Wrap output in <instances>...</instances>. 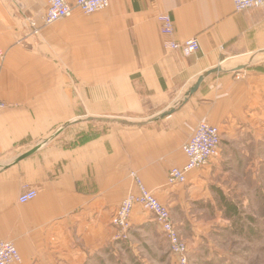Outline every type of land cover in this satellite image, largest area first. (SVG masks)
I'll list each match as a JSON object with an SVG mask.
<instances>
[{
	"label": "crops",
	"instance_id": "1",
	"mask_svg": "<svg viewBox=\"0 0 264 264\" xmlns=\"http://www.w3.org/2000/svg\"><path fill=\"white\" fill-rule=\"evenodd\" d=\"M48 1L0 0V241L17 245L22 264H175L159 224L143 242L129 231L120 240L112 224L136 172L169 207L189 264H250L226 206L245 200L244 178H264V8L110 0L44 26ZM163 13L198 52L164 46ZM201 121L221 129L220 152L169 185ZM27 188L37 196L22 204Z\"/></svg>",
	"mask_w": 264,
	"mask_h": 264
},
{
	"label": "built area",
	"instance_id": "2",
	"mask_svg": "<svg viewBox=\"0 0 264 264\" xmlns=\"http://www.w3.org/2000/svg\"><path fill=\"white\" fill-rule=\"evenodd\" d=\"M237 11L253 8H264V0H233ZM110 6V0H49L46 13L43 16L44 26H48L59 19L72 16L74 9L79 8L85 14L105 10ZM160 23V31L165 36L164 46L170 50L180 51L185 56H190L200 50L197 38H190L180 42L173 38L174 23L170 14L163 13L157 17ZM33 32H39L40 27L36 20L29 19ZM5 56L0 48V58ZM5 103L0 101V110ZM221 129L206 121L197 124L194 133L183 143L182 150L185 162L182 165L170 168L168 173V184H184L187 182L188 174L196 169L208 167L220 152ZM137 190L130 192L117 207L112 216V224L118 228V238H126L130 224L131 214L136 205L153 212L160 224L161 230L169 242L170 252L176 259L175 264H189V249L186 241L182 238L176 227L167 205L160 201L156 194L151 191L136 172H132ZM35 188L25 189L19 197V202L24 204L36 198ZM22 256L17 245L11 240L0 241V264H22Z\"/></svg>",
	"mask_w": 264,
	"mask_h": 264
},
{
	"label": "rangeland",
	"instance_id": "3",
	"mask_svg": "<svg viewBox=\"0 0 264 264\" xmlns=\"http://www.w3.org/2000/svg\"><path fill=\"white\" fill-rule=\"evenodd\" d=\"M244 181L245 184L241 186V192L245 196V200L233 202L238 210V214L231 217L233 225L240 227V229L242 228V231L239 230V232L233 235L235 240L239 239L249 242L248 254L250 264H264V178L259 175L258 181L253 177L244 178ZM158 224L152 211L141 205H136L130 218L129 236L132 235L137 241L143 242L145 237L149 238V234L155 233L154 227ZM164 238L166 239L165 236ZM120 240L126 241L128 239L122 237ZM127 256H131L130 252H128ZM113 264L129 263L123 257L118 263ZM137 264L144 263L137 261Z\"/></svg>",
	"mask_w": 264,
	"mask_h": 264
},
{
	"label": "water",
	"instance_id": "4",
	"mask_svg": "<svg viewBox=\"0 0 264 264\" xmlns=\"http://www.w3.org/2000/svg\"><path fill=\"white\" fill-rule=\"evenodd\" d=\"M218 70H219L218 68H215L214 70H211L210 72H208V73L205 74L204 76H201V77L198 79V81L196 82V84L190 89L189 94H193V93H195V92L198 90V88H199L201 82L203 81V79H204V77H205L206 75H208V74H210V73H212V72H216V71H218ZM172 112H173V110H172V111L163 112V113L160 115V117H165V116H167L168 114H171ZM100 119H101V120H108L107 118H100ZM117 120H118L119 122H122V123H124V124H128V125L134 124L133 122L126 121V120H122V119H117Z\"/></svg>",
	"mask_w": 264,
	"mask_h": 264
},
{
	"label": "trees",
	"instance_id": "5",
	"mask_svg": "<svg viewBox=\"0 0 264 264\" xmlns=\"http://www.w3.org/2000/svg\"><path fill=\"white\" fill-rule=\"evenodd\" d=\"M226 209H227V212H229V211L238 212L234 203L232 205H230L229 202H227Z\"/></svg>",
	"mask_w": 264,
	"mask_h": 264
}]
</instances>
